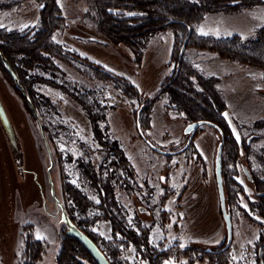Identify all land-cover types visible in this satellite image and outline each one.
Segmentation results:
<instances>
[{
	"label": "rangeland",
	"instance_id": "374dc122",
	"mask_svg": "<svg viewBox=\"0 0 264 264\" xmlns=\"http://www.w3.org/2000/svg\"><path fill=\"white\" fill-rule=\"evenodd\" d=\"M108 1L58 0L66 26L54 38L71 54L132 82L143 100L154 98L172 74L173 33L167 30L155 34L138 63L125 44L113 43L97 29L93 16L101 14ZM39 9L36 0H22L2 9L0 27L11 31L36 27ZM262 26L264 3L240 11L209 12L196 30L216 37L237 33L249 39ZM193 62L204 75L218 78L217 88L227 107L224 118L241 146L238 157L228 163L231 170L237 169L236 174L230 171L228 175L235 179L234 187L243 188L232 200L228 176L223 177L222 172L233 223L230 245L216 177V158L224 142L217 126L200 124L197 129L186 131L190 121L173 108L175 105L163 92L149 107L150 126L142 128L138 120L144 101L140 99L139 104L137 99L129 98L120 83L97 78L91 70L80 73L63 59H55L61 71L54 79L66 85L85 83L107 106L112 137L120 142L136 173V179L130 180L132 189L114 184L116 198L133 226L139 221L150 228V241L158 250L173 252L166 264H191L181 255L186 246L211 251L230 246L227 264H261L256 255L264 224L258 222L264 223V219L256 210L258 192L250 175L264 176V72L209 54L196 56ZM40 74L52 76L51 72ZM34 88L57 105L56 109H41L50 137L37 120L29 117L0 71V98L13 130L11 138L0 121V264H17L27 230L46 242L39 264H57L65 229L62 207L66 202L60 172L85 190L96 204L100 201L81 179L78 168L79 159L101 157L100 144L85 110L61 87L37 81ZM11 139L16 143L14 147ZM100 214L97 206L91 208L93 217ZM94 230L112 238L107 220L98 219ZM124 253L131 264H147L133 245L125 247ZM199 256L197 253L193 264H213L208 256L203 260Z\"/></svg>",
	"mask_w": 264,
	"mask_h": 264
},
{
	"label": "trees",
	"instance_id": "16d2710c",
	"mask_svg": "<svg viewBox=\"0 0 264 264\" xmlns=\"http://www.w3.org/2000/svg\"><path fill=\"white\" fill-rule=\"evenodd\" d=\"M22 0H0V10L20 4ZM40 3L39 23L29 30H7L0 27V71L19 96L23 109L29 117L34 118L42 126V131L50 137L48 124L41 113L43 106L56 109L57 105L47 96L40 95L34 88L37 81H45L67 91L85 110L94 138L100 144L98 151L101 157L85 161L79 159L78 168L81 179L87 182L99 197L96 204L91 196L80 186L72 182L62 172V192L66 199L63 211L69 220L84 231L111 264H131L124 253V248L133 245L147 264H166L165 260L173 252L158 250L150 241V228L137 221L133 226L127 219L121 204L116 198L114 184L125 190L132 189L130 180L136 179L134 166L117 139L112 137L107 121V106L83 82L73 85L61 84L54 78L61 71L55 59H63L86 74L91 70L100 79L113 80L120 83L123 93L129 98L144 101L140 114L142 128L150 126L148 113L151 102L165 92L170 104L182 112L190 123L217 126L224 136L222 147L223 177L232 173L229 161L239 155L241 148L237 143L228 122L224 118L226 102L217 88L218 78L204 75L194 65V58L209 54L214 57L232 60L243 66L255 67L264 72V26L255 34L245 39L235 33L216 37L198 33L196 26L209 12H233L264 3V0H110L101 14L94 15L98 31L113 43L125 44L134 60L141 62L145 49L151 38L159 33L170 30L173 33V49L171 52L172 74L165 80V85L153 97L143 100L139 89L125 78H119L112 71L94 64L87 63L86 58L68 52L54 38L55 33L66 26V20L58 0H36ZM5 58V60H4ZM7 63L17 76V81L10 73ZM40 72H51L45 77ZM89 77V73H87ZM54 76V77H53ZM163 83V82H162ZM159 93V94H158ZM139 104H141L139 102ZM138 109H135L137 115ZM264 124V123H263ZM140 127V129H141ZM264 127V125H263ZM139 127L138 130L140 131ZM13 147L15 141L10 140ZM17 142V141H16ZM246 146V144L244 143ZM19 157V156H18ZM20 160V158H17ZM231 171V172H230ZM230 199L234 198L243 188H235V179L228 176ZM257 192L264 191V176H253ZM256 210L264 219V195L257 196ZM97 206L101 214L91 215V208ZM98 219L111 224L112 238L108 239L94 230ZM65 222V221H64ZM60 238V251L57 264H99L89 249L77 238L67 235L65 222ZM263 225V221L258 222ZM264 226V225H263ZM25 232V231H24ZM24 248L17 264H39L45 251L46 242L37 238L34 232L23 233ZM260 243L256 258L264 264V230L259 233ZM262 249L260 250V247ZM230 246L218 250H199L186 246L181 255L193 264L200 253L199 260L208 259L213 264H227V252Z\"/></svg>",
	"mask_w": 264,
	"mask_h": 264
},
{
	"label": "water",
	"instance_id": "95a60500",
	"mask_svg": "<svg viewBox=\"0 0 264 264\" xmlns=\"http://www.w3.org/2000/svg\"><path fill=\"white\" fill-rule=\"evenodd\" d=\"M5 60V58H4ZM8 69L10 73L13 75L14 79L17 81V76L13 72L11 66L7 63ZM0 121L2 122V125L4 126L5 130L8 132V135L12 138L13 137V130L11 121L8 117L7 111L2 103V100L0 98ZM200 125V122H193L190 123L186 127V131L195 130ZM222 147L221 144L219 146L218 155L216 158V177H217V184L219 189V196H220V203H221V210L222 214L226 223L227 228V245L231 244L232 238H233V223H232V216L231 213L227 209L226 205V195H225V189H224V183H223V177H222V162H221V156H222ZM246 173L247 170L245 169ZM249 174V173H248ZM250 179H253L250 175ZM260 196L264 195V191L258 192ZM63 218L64 221L67 223V235L77 238L79 241H81L93 254L95 259L99 264H111L107 256L101 251V249L97 246V244L93 241L89 235H87L84 231H82L76 224L72 223L65 212L63 211Z\"/></svg>",
	"mask_w": 264,
	"mask_h": 264
},
{
	"label": "flooded vegetation",
	"instance_id": "af4514ba",
	"mask_svg": "<svg viewBox=\"0 0 264 264\" xmlns=\"http://www.w3.org/2000/svg\"><path fill=\"white\" fill-rule=\"evenodd\" d=\"M259 195V194H258ZM262 249V246L260 247V250Z\"/></svg>",
	"mask_w": 264,
	"mask_h": 264
},
{
	"label": "snow or ice",
	"instance_id": "6c2138e0",
	"mask_svg": "<svg viewBox=\"0 0 264 264\" xmlns=\"http://www.w3.org/2000/svg\"><path fill=\"white\" fill-rule=\"evenodd\" d=\"M239 139V137H237Z\"/></svg>",
	"mask_w": 264,
	"mask_h": 264
}]
</instances>
